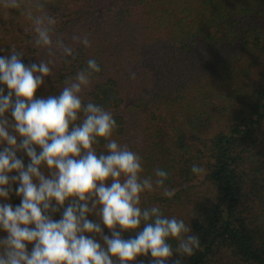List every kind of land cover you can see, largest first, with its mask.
Listing matches in <instances>:
<instances>
[{
  "label": "trees",
  "instance_id": "1",
  "mask_svg": "<svg viewBox=\"0 0 264 264\" xmlns=\"http://www.w3.org/2000/svg\"><path fill=\"white\" fill-rule=\"evenodd\" d=\"M18 2L6 8L0 0V56L15 49L25 64L48 63L42 97L58 94L95 59L101 72L81 98L111 111L113 138L141 157V179L153 184L142 210L158 207L199 236L191 257L170 240L166 264H264V0ZM37 17L50 29V46L36 44ZM74 36H87L90 46ZM105 144L101 138L97 154H106ZM193 164L204 172L193 174ZM157 168L168 173L163 185ZM98 212L88 218L101 222ZM135 264L154 258L139 255Z\"/></svg>",
  "mask_w": 264,
  "mask_h": 264
},
{
  "label": "clouds",
  "instance_id": "2",
  "mask_svg": "<svg viewBox=\"0 0 264 264\" xmlns=\"http://www.w3.org/2000/svg\"><path fill=\"white\" fill-rule=\"evenodd\" d=\"M2 3L20 6L18 0ZM34 23L36 44L50 46V29L39 17ZM73 39L90 46L87 36ZM22 57L15 49L0 56V264H114V258L135 264L139 255L166 264L174 255L170 240L177 242L176 253L193 256L201 241L183 220L155 206L142 210L141 196L153 184L141 179V157L113 138L118 125L112 112L82 101L92 75L101 72L97 61L89 59L58 94L42 97L51 69L43 61L25 64ZM101 138L106 154L95 150ZM191 171L199 175L204 168L193 164ZM155 175L157 185L168 178L160 168ZM97 207L101 222L88 218ZM118 228L136 235L125 239Z\"/></svg>",
  "mask_w": 264,
  "mask_h": 264
}]
</instances>
